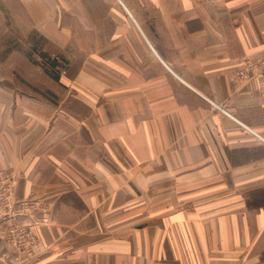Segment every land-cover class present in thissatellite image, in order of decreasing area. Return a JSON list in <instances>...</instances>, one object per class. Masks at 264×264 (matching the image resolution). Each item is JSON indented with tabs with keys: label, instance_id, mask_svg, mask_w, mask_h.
<instances>
[{
	"label": "crops",
	"instance_id": "obj_1",
	"mask_svg": "<svg viewBox=\"0 0 264 264\" xmlns=\"http://www.w3.org/2000/svg\"><path fill=\"white\" fill-rule=\"evenodd\" d=\"M52 1L31 21L100 43L58 108L0 105V264L29 261L28 228L40 264L263 258L264 72L235 74L264 59V0Z\"/></svg>",
	"mask_w": 264,
	"mask_h": 264
},
{
	"label": "rangeland",
	"instance_id": "obj_2",
	"mask_svg": "<svg viewBox=\"0 0 264 264\" xmlns=\"http://www.w3.org/2000/svg\"><path fill=\"white\" fill-rule=\"evenodd\" d=\"M39 1L49 5V11L53 10L52 0H0V101H2L0 105L3 106L8 97L13 98V112L22 106H25L26 110L30 109L26 102L27 98L34 100L40 98L58 108L63 98L70 92V69L75 70L76 66L71 67V63L79 62L83 54L90 52L100 43L99 39L94 38H57L45 33L46 30L51 31L54 28L53 25L51 23L37 24L29 17L31 11L39 13L38 10H41L33 5ZM63 16L65 27H70L72 30L85 27L84 23L77 22L67 14ZM88 26L95 28L92 24ZM57 29L63 32L68 30L62 25ZM72 73L76 72L72 71ZM75 89H77L76 86L73 89L74 93ZM12 205L13 202L9 198L0 200V208L6 206L10 208ZM33 207V204L28 205L29 209ZM34 221L32 227L40 223H48L46 218ZM32 229L28 228L22 235L28 243L25 247L27 250H24L25 248L23 250L29 261L19 263L13 260V263L7 264H40L33 262L32 259L36 253ZM124 241L118 240L116 244ZM109 250L114 252L112 247ZM238 256L241 254L238 253ZM237 264L251 263L238 261ZM254 264H264V255Z\"/></svg>",
	"mask_w": 264,
	"mask_h": 264
},
{
	"label": "built area",
	"instance_id": "obj_3",
	"mask_svg": "<svg viewBox=\"0 0 264 264\" xmlns=\"http://www.w3.org/2000/svg\"><path fill=\"white\" fill-rule=\"evenodd\" d=\"M264 72V59L254 61L245 60L242 62L239 69L236 71L235 79L236 82L241 83L247 80H251L253 77ZM10 193L8 189L5 190L4 186H0V200L8 199Z\"/></svg>",
	"mask_w": 264,
	"mask_h": 264
}]
</instances>
